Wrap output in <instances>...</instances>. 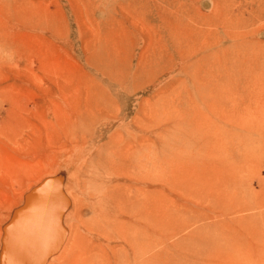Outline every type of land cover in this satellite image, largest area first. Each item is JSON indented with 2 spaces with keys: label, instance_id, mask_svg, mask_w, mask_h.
<instances>
[{
  "label": "rangeland",
  "instance_id": "rangeland-1",
  "mask_svg": "<svg viewBox=\"0 0 264 264\" xmlns=\"http://www.w3.org/2000/svg\"><path fill=\"white\" fill-rule=\"evenodd\" d=\"M262 12L0 0V264H264Z\"/></svg>",
  "mask_w": 264,
  "mask_h": 264
},
{
  "label": "bare ground",
  "instance_id": "bare-ground-1",
  "mask_svg": "<svg viewBox=\"0 0 264 264\" xmlns=\"http://www.w3.org/2000/svg\"><path fill=\"white\" fill-rule=\"evenodd\" d=\"M260 16H264V12H262L261 14H260ZM246 24H249V22H246V23H244L243 24V27H246ZM246 36V35H245ZM264 206V205H263Z\"/></svg>",
  "mask_w": 264,
  "mask_h": 264
}]
</instances>
